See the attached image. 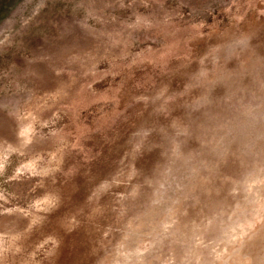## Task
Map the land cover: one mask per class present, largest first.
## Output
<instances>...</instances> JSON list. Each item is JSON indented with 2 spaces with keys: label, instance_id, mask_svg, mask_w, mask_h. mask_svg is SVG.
<instances>
[{
  "label": "rangeland",
  "instance_id": "1",
  "mask_svg": "<svg viewBox=\"0 0 264 264\" xmlns=\"http://www.w3.org/2000/svg\"><path fill=\"white\" fill-rule=\"evenodd\" d=\"M0 264H264V0H0Z\"/></svg>",
  "mask_w": 264,
  "mask_h": 264
}]
</instances>
